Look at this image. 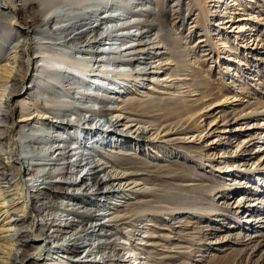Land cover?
<instances>
[{
  "label": "bare ground",
  "instance_id": "bare-ground-1",
  "mask_svg": "<svg viewBox=\"0 0 264 264\" xmlns=\"http://www.w3.org/2000/svg\"><path fill=\"white\" fill-rule=\"evenodd\" d=\"M185 1L178 0L174 5L178 8H173L169 4L170 0H157L155 8L142 11V8L135 9V0H0V7L14 12L8 14L0 9V166L8 170L0 176V264H27L28 259L48 260L52 256L51 252L55 250L78 253L80 248L77 241L85 236L93 241L95 236L90 231L95 230L94 226L103 223L110 226L128 224L132 227L125 234H135L141 226H155L152 221L164 216L174 217L177 214L190 213L203 217L202 195L231 189L232 184H237V188L249 192H245L239 200L225 203V210L236 214L245 212L248 218H240V227L250 232L264 227V197L255 198L248 194L253 188L252 179L264 177V154L255 162V166L242 169L226 164L218 167V171L229 176V182L223 183L221 188L204 182L207 178L201 170L205 166V157L198 150L203 147L200 145L195 148L194 145L202 143L210 135L204 133V122L212 115L213 105H218V102L209 103L214 97L208 92L207 81L202 72H194L193 77H183L192 63L194 52L191 45H183L184 29L195 6L201 15L205 16L206 13L202 0H195L194 5ZM112 6L119 12L108 13L113 12L112 9L105 12ZM141 12L147 13L146 19L130 23L123 21L130 14ZM163 14L177 15L181 26L184 24L183 29L176 28L177 21L172 23L171 18H164ZM214 15L215 32H219L222 25L235 21L228 19L227 12H216ZM142 23L149 26L142 33L122 31ZM6 25L23 28L22 44L17 41L10 45L18 32L7 31ZM155 27H159L156 33L152 31ZM137 35L148 39L137 44L115 47L117 42L127 41L122 36L132 39ZM106 40H110L111 47L108 52L113 54L101 60L109 64L126 62L132 65L135 61L140 63L133 69L121 68L117 72L105 67L102 73L123 76L125 81H117L116 92L122 93L131 89L135 93L123 100L121 97L109 95L110 88L103 79H99L96 86L89 82L88 77L93 71L90 62L96 61L98 56L88 58L78 55L64 58V53L69 49L89 53L104 51V47L100 46ZM205 41L207 40L199 39L198 47L204 48ZM137 45L143 46L131 49ZM130 54L137 56L126 59ZM139 54L142 55L138 56ZM5 55L7 57L4 59ZM40 58L42 62L38 63ZM2 60L4 63H1ZM18 62L23 67L17 66ZM54 63H59V66L55 67ZM28 79L30 81L26 83ZM89 85L96 90L104 86L105 89L100 94L84 88ZM142 85L151 89L153 94L138 90ZM23 91L26 93L25 97L16 99ZM76 93H81L82 96H75ZM70 95L81 97V103L65 98ZM188 96L197 98L188 100ZM96 101L103 105L95 106ZM107 101H123V104L110 106L106 104ZM249 116L262 117L264 111L243 114L234 118L233 122L227 120L223 124L224 129L220 131L230 134L228 143L232 144L234 141L231 137L236 134L243 135L246 129L227 128ZM7 118L11 120V125L4 124L3 119ZM3 125L6 127L1 129ZM258 125V128L263 127ZM46 129L56 131L51 136V142L63 139L66 143L47 144L49 141L46 140ZM254 139L255 137L244 140L245 148L247 144L256 143L252 142ZM91 140V149L83 152L81 148L86 146V141ZM107 146L111 148L105 150ZM38 150L44 152L41 162L38 161ZM171 152L174 156L170 155ZM241 155L243 156H237ZM50 164L54 166L49 169L46 165ZM74 166L79 167L73 168ZM80 174L83 175L82 179H88L91 175V181L84 187L79 186ZM57 176L60 177L56 179ZM42 188L49 191L48 200L42 201L40 196H34ZM195 191H199L197 199ZM99 193H106L109 198L107 206L98 201ZM53 194L76 199L83 197L84 206L68 207L78 204L64 199L56 200ZM113 197L117 198L116 201H110ZM101 206L109 208L107 213L111 217L106 221L93 222L98 214H102L98 213ZM80 207H84V210ZM46 209L79 213L82 219L76 220L77 222L70 220V223H58L55 221L64 220L67 215L52 212L47 214L51 218L42 222L36 216L43 215V210ZM12 213H16L17 218L10 217ZM226 215L234 217V214ZM26 218L31 219L29 225H25ZM49 219H53L51 224L60 226L54 229L59 235L52 236L57 242L53 241L55 244L50 247L46 244V227H41L46 226ZM140 221L143 223L138 225ZM179 222L180 226L189 225L186 220ZM78 224L80 227L71 234H68V229H61L63 226L74 228ZM16 225L19 227H15ZM228 227L236 228V225ZM23 233L31 241L42 243L31 245L30 249L33 250L30 252L18 248L15 241ZM256 235L255 233L252 237ZM155 237L166 239L171 236L150 233L147 235L148 241L137 244L153 246L159 251L167 250L164 244L151 242ZM121 243L126 249L124 245L128 242ZM107 247L98 244L97 251L102 252ZM134 247V251L130 249L134 254L126 252L120 257L114 255L122 247H114V255L107 254L106 259L119 258L123 261L122 264H151L149 260L157 255V252L153 255L151 251L144 256L142 254L145 247ZM87 251L92 253V247ZM133 255H136L134 262L131 259ZM17 256L18 260L15 259ZM61 256L73 259L67 255ZM106 259L102 256L92 260L105 262ZM58 262L45 264L65 263L62 260Z\"/></svg>",
  "mask_w": 264,
  "mask_h": 264
},
{
  "label": "rangeland",
  "instance_id": "rangeland-1",
  "mask_svg": "<svg viewBox=\"0 0 264 264\" xmlns=\"http://www.w3.org/2000/svg\"><path fill=\"white\" fill-rule=\"evenodd\" d=\"M137 3L135 9H143L142 11L152 8L157 5V0H135ZM200 1V0H199ZM216 1V0H215ZM212 0H202L205 5L204 10L206 11L205 16L199 13V9L195 6L193 9L192 16L188 18V24H186V29L183 32L184 46L192 47L193 56L191 58V65L186 70L183 77L194 76V72H202L204 78L207 81L208 92L212 93L213 99L209 103L218 102V105H213L214 109L212 110V115L204 122V133H209L205 139L202 140V143H198L194 146L198 148L200 145L203 147L198 149L200 154L204 153L205 157V166L201 170L207 179L204 180L209 186H220L222 187L223 183L229 182L227 179L229 176L227 173L218 171V167L229 164L230 167H251L255 166V162L264 154V116L262 117H253L249 116L245 119L238 121L232 126L228 127L227 130L235 127H243L246 129V132L241 134H236L231 139L234 141L232 144L228 143L230 137L229 133H222L220 130L224 129V123L227 120H232L243 114L251 115L257 113L258 111H264V0H220V2H215ZM178 0H170V6H174ZM185 2L195 4V0H186ZM234 2V3H233ZM214 6V7H213ZM229 6V7H228ZM175 7V6H174ZM173 7V8H174ZM186 7V6H185ZM220 7V8H219ZM175 8H178L175 7ZM8 14H13L14 12L11 9L6 7H0ZM113 10L108 13H118L116 12L115 7H110L105 10V12ZM219 9L218 11H216ZM211 10V11H210ZM186 14L187 11L185 10ZM228 13V19H235V21L228 22L220 27L219 32H215V26L213 23L216 21L215 13ZM177 15L163 14L164 18H171L172 23L177 21L176 28L183 29L184 24L181 26L179 23ZM235 17V18H234ZM147 18L146 12L133 13L128 16V18L123 19L124 22L130 23L134 20H143ZM150 18V17H149ZM239 20V21H238ZM199 26H195L196 24ZM5 28L7 31L18 32L16 38H14L10 45L19 42L22 44L24 42L23 28L21 26H11L6 25ZM242 28V29H241ZM149 29V26L145 23L140 24L137 27H131L129 29H124L122 31L127 32L128 30L134 32L135 34L142 33L143 30ZM159 27L152 29L153 32H158ZM210 30V31H209ZM182 37V36H181ZM126 38L127 41H119L115 47H124L126 45L137 44L142 40L148 39V37H140V35L135 36L134 38H129L122 36V39ZM206 39L204 42L206 46L203 48L198 47L199 39ZM143 45H137L131 49L141 48ZM104 47V51H99L95 53H89L85 51L77 50H68L64 53V58H73L75 56H83L88 58H96L98 56L100 59L90 62V66H93V71L89 75V82L96 86L99 84L98 80L100 79L105 82L106 86L110 88V96L121 97V100L125 99L127 96L135 95L131 89L126 92L117 93L115 87H118L117 81H125L123 76L110 74H102L105 67L110 68L112 72L121 71V68H130L133 69L137 66L139 61H135L131 64L126 62H120L117 64H109L103 58H107L113 53L108 52V49L111 47L110 40H106L100 48ZM207 51V52H206ZM45 52V54L48 52ZM7 54V53H6ZM205 54V55H201ZM118 55V54H117ZM142 54H139L140 56ZM66 56V57H65ZM137 55H127L126 59H133ZM7 56H4V59ZM42 62V58L38 59V63ZM47 62V61H44ZM53 62V61H52ZM4 63V60L1 61ZM51 63V62H50ZM108 63V64H107ZM49 64V62H48ZM59 63H54L55 67H58ZM17 66L23 67L20 62L16 64ZM105 77L113 78L114 80H106ZM123 78V79H122ZM29 79L26 83H29ZM11 85V83H9ZM85 86L86 90H92V92L98 91L100 94L103 93L104 88L99 90L94 89L93 86ZM81 88V89H84ZM80 89V90H81ZM138 90L148 91L149 94H153L151 89H148L145 85L138 87ZM113 94V95H112ZM26 93L23 91L19 96L15 97L20 99L25 97ZM211 95V96H212ZM75 96H82L81 93H76ZM66 99L71 100L75 103H81V97L65 96ZM188 100L197 98V96H188ZM230 99V100H229ZM233 102H232V100ZM235 100V101H234ZM242 100V101H241ZM241 101V102H240ZM108 103V104H107ZM95 106L103 105V103L97 102ZM107 105L110 106H119L123 104V101L113 102L107 101ZM4 124L11 125V120L3 119ZM263 125L262 128H258L259 125ZM6 125L1 126V129L5 128ZM214 130H217L215 133L211 134ZM56 131L46 129L45 135L47 144L62 145L66 142L63 139H59L57 142H51V136L55 134ZM255 139L251 143L247 144L245 148L244 140H250L251 138ZM50 139V140H49ZM215 141V143H213ZM91 141H86V146L83 145L81 149L83 152H88L91 149ZM75 145L74 143L72 144ZM127 146V145H126ZM111 148V146H107ZM193 148V149H195ZM80 149V148H76ZM112 149H115L112 147ZM192 149V150H193ZM247 149V151H245ZM172 152H175L174 149ZM172 152L170 155H173ZM245 152V153H243ZM235 155H232L234 154ZM241 155V157L237 156ZM38 161L41 162L42 156H44L43 150H38ZM227 155L228 157H223ZM174 156V155H173ZM199 156V155H198ZM195 158V157H194ZM184 161V160H183ZM188 162V161H187ZM86 160H84V164ZM51 165V166H50ZM46 165L47 168L53 167V164ZM79 167V166H78ZM74 166L73 168H78ZM50 169V168H49ZM89 167L87 168V170ZM216 169V170H215ZM8 171L5 167L0 166V176L2 173ZM68 173H66L67 175ZM26 176H29L26 174ZM60 176H57L59 178ZM80 174L79 176V186H85L91 177L88 176V179ZM182 184L186 181L181 182ZM237 181L244 182V180L237 179ZM179 183V184H180ZM253 188L250 189L251 193H248L250 196L254 197H264V177L251 181ZM237 184H232L231 189L216 191L213 194H204L202 197L203 203L202 208L204 211V216L199 217L190 213L177 214L174 217L164 216L162 218L154 219L152 223L155 226L148 225L147 227H140L141 229L135 234H125L128 229H131L132 226L128 224H120L118 226H110L106 223L101 225H96L93 228L94 231H90V234H94L95 239L91 241L86 236L77 241V244L80 248L78 253H70L69 251H52V256H56L55 259L50 256V259L38 261L37 259H28L27 264H45V262H58L64 261L63 264H122L123 261L119 258L106 259L107 254H113L114 247H122L118 250V254H115L114 257H120L121 255L126 254V252L133 253L135 250L134 246L145 247V251L142 255L147 256L149 252L153 251V255L157 252L156 257H153L149 260L151 264H264V227L258 228L256 232H250L247 229L240 227L241 217L246 218L247 215L244 213L236 214L234 212L226 211L224 204L227 202H232L239 200L245 192L242 189L237 188ZM72 188V187H71ZM261 189V190H260ZM191 195L193 193H190ZM195 198H199V191H195ZM49 191L45 188L40 189L36 192L34 196H40L42 201L48 200ZM54 195V194H53ZM254 195V196H253ZM45 196V197H44ZM54 199H64L70 203H75L78 205H69L68 207H74L83 205L84 198L76 199L71 198L70 196L65 195H54ZM208 196V197H207ZM220 196V197H219ZM207 198V199H206ZM98 201L101 204H106L109 198L106 193H99L97 196ZM117 198L113 197L110 201H116ZM200 200V199H198ZM207 201V202H206ZM226 201V202H225ZM205 204V205H204ZM222 204V205H221ZM90 206V205H88ZM107 206V204L105 205ZM101 206V209L98 211V218L92 220L95 221H106L111 217L107 212L109 208ZM217 206V207H216ZM216 207V208H215ZM84 210V207H80ZM209 209V210H208ZM224 211V212H223ZM44 214H38L36 218H41V221L44 222V219L51 218L48 216V213H64V220H56L58 223H70V220H81V214H75L71 212H64L63 210L57 209H46L43 210ZM234 214V217H231L226 214ZM258 214V213H257ZM10 217L17 218L16 213L10 214ZM248 218V217H247ZM30 218H26L25 225H29ZM53 219L47 220L48 224L46 226V244L50 247L54 245L55 238L52 236L59 235L58 232H54V229L60 228L58 225L51 224ZM181 220H186L189 224L188 226H180ZM191 221V223H189ZM77 222V221H76ZM143 221L138 222V225H141ZM146 223V221L144 222ZM180 224V225H179ZM191 224V225H190ZM235 226L236 228H229L228 226ZM15 227H19L16 225ZM80 227V224L74 226V228L61 227V229H68L69 233H74L76 229ZM167 234L170 235V238L161 239L155 237L151 239V242H156L157 244H164L167 247V250H157L153 246H145L143 244H137V242H146L148 241V234ZM257 234L252 237L253 234ZM67 234V235H68ZM146 236V237H144ZM248 238V239H247ZM59 242H64V240H58ZM128 242L123 248L121 242ZM15 243L18 248L26 249L32 251L31 245H40L42 242L31 241L28 236L23 233L16 238ZM84 243V244H83ZM93 243V244H91ZM82 244V245H80ZM98 244H103L108 246L103 248L102 252L97 251ZM160 245H158L159 247ZM92 247L93 252L88 253L87 249ZM139 251V250H138ZM177 251V252H176ZM141 252V251H139ZM151 254V253H150ZM61 255H67L70 258L63 257ZM104 257L105 262L93 261V258ZM136 255H133L132 262H134ZM19 259V256L15 257ZM76 259V260H75ZM16 261V260H15ZM60 263V262H58Z\"/></svg>",
  "mask_w": 264,
  "mask_h": 264
}]
</instances>
